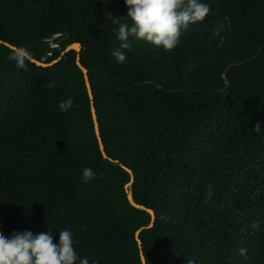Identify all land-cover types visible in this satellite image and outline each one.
Listing matches in <instances>:
<instances>
[{
  "label": "trees",
  "instance_id": "1",
  "mask_svg": "<svg viewBox=\"0 0 264 264\" xmlns=\"http://www.w3.org/2000/svg\"><path fill=\"white\" fill-rule=\"evenodd\" d=\"M203 2L174 50L133 40L119 64L124 0H0V234L70 230L89 264H142L141 229L146 264H264V0Z\"/></svg>",
  "mask_w": 264,
  "mask_h": 264
},
{
  "label": "clouds",
  "instance_id": "2",
  "mask_svg": "<svg viewBox=\"0 0 264 264\" xmlns=\"http://www.w3.org/2000/svg\"><path fill=\"white\" fill-rule=\"evenodd\" d=\"M128 8L126 22L112 15V23L118 25L113 29L119 46L110 55L119 64L126 61V52L131 50L133 40H142L162 48L165 52L174 50L181 42L182 32L189 25L203 22L211 12V6L203 0H124ZM225 17V21H227ZM226 24L221 22L212 30V36L219 38L218 47L227 41L222 33ZM10 59L17 69L26 70L32 60L31 52L23 46H15L11 50ZM190 69L195 65H190ZM73 108V100L68 98L58 105L60 112H68ZM256 134H264V121H257L252 128ZM95 177L89 167L82 169L85 183ZM211 196L212 185H208ZM75 241L70 230L59 231L58 243L53 242L51 230L34 234L30 229L12 232L10 236L0 234V264H89L88 258H81L74 251ZM188 264H194L189 261Z\"/></svg>",
  "mask_w": 264,
  "mask_h": 264
},
{
  "label": "water",
  "instance_id": "3",
  "mask_svg": "<svg viewBox=\"0 0 264 264\" xmlns=\"http://www.w3.org/2000/svg\"><path fill=\"white\" fill-rule=\"evenodd\" d=\"M80 49H81V45H80L79 43H73V44L69 45V46L66 48L65 52H68V51H70V50H75V51H77V53H78V55H77V64H78V66L83 70V73H84V76H85V80H86V85H87V88H88V93H89L90 97L92 98V90H91L90 84H89V82H88L87 70H86L85 68L82 67V65H81V63H80V61H79V52H80ZM65 52H63V53L61 54V56H62ZM59 58H60V57H59ZM59 58H58V59H59ZM58 59H56L54 62H56ZM33 61H35V60H33ZM37 64L45 65L43 62H40V61L37 62ZM46 65H47V64H46ZM92 114H93V119H94V123H95V131H96V135H97V137H98V141H99L100 149H101L103 155L105 156V152H104V149H103V144H102V141H101V138H100L99 127H98V123H97V120H96L95 109H94L93 107H92ZM128 171L130 172V175H131V179H130L129 184H132V182H133V174H132V172H131L130 170H128ZM128 197H129V199L131 200V194H130V193L128 194ZM138 207H140V206H138ZM140 208L143 209V207H140ZM149 212H150V214H151V223H150L147 227H152L153 224H154L155 215H154V213H153L152 211L149 210ZM140 230H141V229H140ZM140 230L137 231V233H136V238H137L138 243H139V246H140V255H141L142 264H146L145 257H144V255H143L142 250H141V242L139 241V233H140Z\"/></svg>",
  "mask_w": 264,
  "mask_h": 264
},
{
  "label": "bare ground",
  "instance_id": "4",
  "mask_svg": "<svg viewBox=\"0 0 264 264\" xmlns=\"http://www.w3.org/2000/svg\"><path fill=\"white\" fill-rule=\"evenodd\" d=\"M56 34H59V33H55L54 35H56ZM52 36L50 39H48V41H49V44H50V47H51V43H52V41H51V39L53 40V42L55 41L57 44H58V42L56 41V39L58 38V37H60V34H59V36L58 37H55V36ZM55 37V38H54ZM54 38V39H53ZM58 48H59V46H57ZM56 48V47H55ZM54 48V49H55Z\"/></svg>",
  "mask_w": 264,
  "mask_h": 264
},
{
  "label": "built area",
  "instance_id": "5",
  "mask_svg": "<svg viewBox=\"0 0 264 264\" xmlns=\"http://www.w3.org/2000/svg\"><path fill=\"white\" fill-rule=\"evenodd\" d=\"M54 36H55V37H58V36H59V34H56V35H54ZM55 37H54V38H55ZM54 38H53V39H54ZM51 41H52V43H51V47H52V48H55V47H57V46H58V44H57L55 41L53 42V40H52V39H51ZM50 54H51V53H48V55H50Z\"/></svg>",
  "mask_w": 264,
  "mask_h": 264
}]
</instances>
